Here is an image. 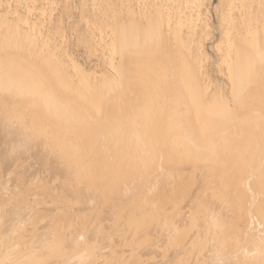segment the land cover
<instances>
[{
	"label": "bare ground",
	"instance_id": "1",
	"mask_svg": "<svg viewBox=\"0 0 264 264\" xmlns=\"http://www.w3.org/2000/svg\"><path fill=\"white\" fill-rule=\"evenodd\" d=\"M126 34L105 94L0 46V264H264V39L208 116L178 51Z\"/></svg>",
	"mask_w": 264,
	"mask_h": 264
},
{
	"label": "rangeland",
	"instance_id": "2",
	"mask_svg": "<svg viewBox=\"0 0 264 264\" xmlns=\"http://www.w3.org/2000/svg\"><path fill=\"white\" fill-rule=\"evenodd\" d=\"M129 26L137 46L156 41L160 48L178 51L185 70L191 67L186 77L201 95L196 103L203 114L234 112L246 103L233 88L264 39V0H0V46L17 43L33 56L52 55L55 68L75 86L85 90L90 79L99 94L119 86L120 40L128 36ZM119 32L123 35L116 42ZM177 39L183 41L180 48L185 46L181 52Z\"/></svg>",
	"mask_w": 264,
	"mask_h": 264
}]
</instances>
